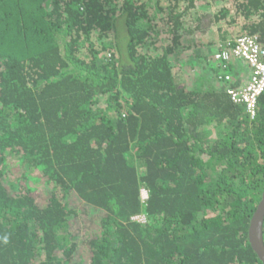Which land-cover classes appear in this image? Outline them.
<instances>
[{
    "label": "trees",
    "instance_id": "1",
    "mask_svg": "<svg viewBox=\"0 0 264 264\" xmlns=\"http://www.w3.org/2000/svg\"><path fill=\"white\" fill-rule=\"evenodd\" d=\"M252 34L264 0H0V264H262L264 91L212 58Z\"/></svg>",
    "mask_w": 264,
    "mask_h": 264
},
{
    "label": "built area",
    "instance_id": "2",
    "mask_svg": "<svg viewBox=\"0 0 264 264\" xmlns=\"http://www.w3.org/2000/svg\"><path fill=\"white\" fill-rule=\"evenodd\" d=\"M212 58L220 66V84L224 87L230 100L242 105L245 112L253 118L256 114L257 101L264 91V45L256 35L237 36L233 44L225 50H215ZM231 60H240L250 69L247 79L239 84L235 83V77L231 71H227ZM146 192L142 190V197Z\"/></svg>",
    "mask_w": 264,
    "mask_h": 264
},
{
    "label": "water",
    "instance_id": "3",
    "mask_svg": "<svg viewBox=\"0 0 264 264\" xmlns=\"http://www.w3.org/2000/svg\"><path fill=\"white\" fill-rule=\"evenodd\" d=\"M263 220H264V191L250 219L248 227V239L251 248L264 264V241H263Z\"/></svg>",
    "mask_w": 264,
    "mask_h": 264
},
{
    "label": "crops",
    "instance_id": "4",
    "mask_svg": "<svg viewBox=\"0 0 264 264\" xmlns=\"http://www.w3.org/2000/svg\"><path fill=\"white\" fill-rule=\"evenodd\" d=\"M234 64V65H233ZM231 74L235 77V83L239 84L244 82L249 76L250 69L243 61L237 60L233 63Z\"/></svg>",
    "mask_w": 264,
    "mask_h": 264
},
{
    "label": "rangeland",
    "instance_id": "5",
    "mask_svg": "<svg viewBox=\"0 0 264 264\" xmlns=\"http://www.w3.org/2000/svg\"><path fill=\"white\" fill-rule=\"evenodd\" d=\"M198 3V2H197ZM200 4V3H199ZM215 30H216V28H215ZM233 30H236V28L235 29H233V27H230L229 28V31H233ZM216 32V31H215ZM235 33V31L233 32V33H231L232 35ZM215 38H219V35H216L215 36ZM183 57H185L184 55H183ZM176 65V64H175ZM212 66H214L215 67V63L214 62H212V64H211ZM176 67V66H175Z\"/></svg>",
    "mask_w": 264,
    "mask_h": 264
},
{
    "label": "clouds",
    "instance_id": "6",
    "mask_svg": "<svg viewBox=\"0 0 264 264\" xmlns=\"http://www.w3.org/2000/svg\"><path fill=\"white\" fill-rule=\"evenodd\" d=\"M4 239H5V242H7V237H5Z\"/></svg>",
    "mask_w": 264,
    "mask_h": 264
}]
</instances>
